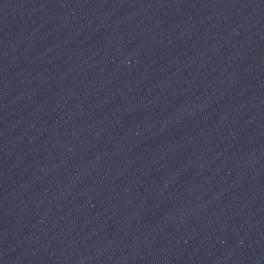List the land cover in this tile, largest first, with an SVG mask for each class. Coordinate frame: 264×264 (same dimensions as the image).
<instances>
[{
    "label": "water",
    "instance_id": "obj_1",
    "mask_svg": "<svg viewBox=\"0 0 264 264\" xmlns=\"http://www.w3.org/2000/svg\"><path fill=\"white\" fill-rule=\"evenodd\" d=\"M0 264H264V0H0Z\"/></svg>",
    "mask_w": 264,
    "mask_h": 264
}]
</instances>
